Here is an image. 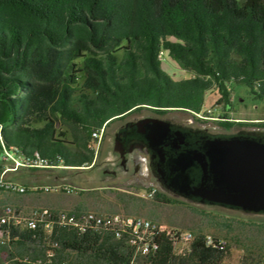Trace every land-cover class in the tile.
Instances as JSON below:
<instances>
[{
    "label": "trees",
    "instance_id": "1",
    "mask_svg": "<svg viewBox=\"0 0 264 264\" xmlns=\"http://www.w3.org/2000/svg\"><path fill=\"white\" fill-rule=\"evenodd\" d=\"M161 51L191 76L171 78L161 68ZM232 84L247 86L253 100L264 102V0H0V155L37 151L63 168L93 166V129L143 108L193 114L204 107L208 90L229 110ZM219 119L224 128L264 129V117ZM150 198L183 202L159 189ZM50 210L35 229L0 227L9 237L0 242V264L67 258L82 264H129L133 258L136 264H264V223L256 229L263 237L231 241L209 234L210 245L207 233L194 231L184 254L159 235L156 249L137 255L126 232H80L59 224L58 210Z\"/></svg>",
    "mask_w": 264,
    "mask_h": 264
},
{
    "label": "rangeland",
    "instance_id": "2",
    "mask_svg": "<svg viewBox=\"0 0 264 264\" xmlns=\"http://www.w3.org/2000/svg\"><path fill=\"white\" fill-rule=\"evenodd\" d=\"M80 67V63H77L74 69ZM161 68L174 80L186 79L191 76L167 52H164ZM77 73L83 74V72ZM217 98L216 92L206 91L204 107L214 108L215 113L219 112L229 120L248 121V118L263 117L264 115V102L253 100L249 88L245 85H231L229 110H226L223 103L217 104ZM149 113V110L142 109L134 111L125 119ZM164 117H173L189 123L207 126L212 132H234L239 128L238 124H234L231 128L226 129L219 123L220 119H200L182 110H173L164 114ZM125 119L111 121L106 126L93 166L40 168L36 170L23 167L7 171L3 175L5 179L15 180L25 185L69 184L77 189L75 192L67 193L56 190L52 192L27 191L17 193L0 189V207L4 204H10L21 212L41 207V210L79 209L81 212L91 211L100 214L123 213L155 219L183 229V231L187 230L193 233L194 231H202L218 237H225L231 241L235 237L243 238L256 234L258 237H263V234L258 233L256 229L257 225L264 223V214L247 213L239 209L191 202L184 199H180L183 202L156 203L150 197L145 196V193L148 191V187L160 188L148 176H140V171L132 173L131 170V173L126 177L113 178L104 175L103 166L100 162L104 156L106 158L114 157V132L118 124ZM34 124L39 125L41 121L35 120ZM241 128L253 129L244 125ZM0 165H2L0 168L1 175L2 170L10 165V162L3 158L2 154L0 155ZM140 167L143 169L142 166ZM128 200H132V202L129 203ZM4 240L7 241V239ZM233 249L239 252L238 248L233 247ZM2 256L5 257V254Z\"/></svg>",
    "mask_w": 264,
    "mask_h": 264
},
{
    "label": "water",
    "instance_id": "3",
    "mask_svg": "<svg viewBox=\"0 0 264 264\" xmlns=\"http://www.w3.org/2000/svg\"><path fill=\"white\" fill-rule=\"evenodd\" d=\"M138 125L147 128L144 139L158 154L159 170L169 179L188 181L186 200L264 214V130L179 128L174 135L166 119L148 117ZM113 149L124 154L119 140Z\"/></svg>",
    "mask_w": 264,
    "mask_h": 264
},
{
    "label": "built area",
    "instance_id": "4",
    "mask_svg": "<svg viewBox=\"0 0 264 264\" xmlns=\"http://www.w3.org/2000/svg\"><path fill=\"white\" fill-rule=\"evenodd\" d=\"M164 52L161 51L160 58L163 59ZM193 115L200 119H212L217 120L220 118L221 114L219 112L215 113V109L212 107L205 108L197 112H193ZM105 124L100 128H95L91 132V137L97 146V153L102 142L103 134L105 132ZM8 150L5 149L2 153L3 158L10 162V165L2 170L0 175V184H8L14 186H20L24 188L25 186H39L41 189H45L46 192H52L56 190H62L67 193L75 192V187L69 184L63 185H42L33 184L25 185L15 180L5 179L4 174L10 170H17L19 168H55L61 167L60 165L50 164L42 165V156L37 151L32 152V157H22L18 149ZM155 187H152L145 193V196H152L155 192ZM51 214V210H41V207L33 208L27 212H21L16 209L13 205L4 204L0 207V227L4 224L11 225L19 229H35L39 226L42 219ZM59 224H71L74 225L80 232H84L89 227H93L95 230L100 228H110L114 231L116 237H120L123 232L128 234V242L134 246V252L137 255H144L149 253L151 250L157 248V243L154 238L159 235H164L172 240L173 250L176 254H184L189 251L192 241L194 239V233L191 232V236H184L183 229H179L170 226L166 223L157 221L155 219L134 216L123 213H107L100 214L96 212H81L77 213L73 209L69 210H58L55 214ZM43 227L45 230H50V224L44 223ZM4 239H9V237H4L2 231L0 230V242L5 241ZM214 239L211 235H207L206 244H213ZM219 243H223L224 240L219 238ZM56 243H53L54 247H57ZM55 252L52 249L47 250L48 256H54ZM57 264H82L78 261H73L69 258L62 259L58 261ZM129 264H136L134 258Z\"/></svg>",
    "mask_w": 264,
    "mask_h": 264
},
{
    "label": "flooded vegetation",
    "instance_id": "5",
    "mask_svg": "<svg viewBox=\"0 0 264 264\" xmlns=\"http://www.w3.org/2000/svg\"><path fill=\"white\" fill-rule=\"evenodd\" d=\"M149 111H150L149 114H145L142 116H133L130 119H125L126 116L134 112L131 111L122 118L116 119V121L123 119L125 120L122 121L120 124H118V126L116 127L113 137V146L115 140H119L121 143V149H123L124 154L121 155L119 151L113 149L114 151L113 158H106L104 156L103 160L100 162L103 166L102 172L104 175L108 177L116 178V177L128 176L131 173V170L132 173L133 172L137 173V171H140V176L146 175L149 178H151L160 188L159 190H163L167 195L174 197L176 199L186 200L187 198L184 197L190 196V188L188 187V181L186 180V178L183 180L184 177L179 179L180 181L179 180L176 181L174 178L169 179L167 177V174H165V172L162 173L159 170L160 167L157 164L159 160L158 154L155 148L150 144V142L144 139L145 134L148 132L147 128L144 127V125H138V123L141 122L142 119L148 117L166 119L173 125L171 133H173L174 135L177 134L179 128H189L192 130L205 129L209 133H220V132H212L209 130L207 126H201L199 124L189 123L181 119H177L173 117H164V114L171 112L173 110L167 111L163 114L155 113L152 110ZM242 125L243 124L239 123L238 124L239 128L234 132H237L238 130L241 129H246V128H241ZM251 131H258V130H251ZM140 166H142L143 169ZM155 189L157 188L155 187Z\"/></svg>",
    "mask_w": 264,
    "mask_h": 264
},
{
    "label": "bare ground",
    "instance_id": "6",
    "mask_svg": "<svg viewBox=\"0 0 264 264\" xmlns=\"http://www.w3.org/2000/svg\"><path fill=\"white\" fill-rule=\"evenodd\" d=\"M95 148L97 149V146H95ZM22 157H32V155H29V154L28 155H22ZM49 163L50 162L47 161V159L42 158V165H50ZM0 188L4 189V190L14 191V192H17V193H24V192H27V191H44V192H46L45 189H41V188H39V186H25L24 188H22L20 186H14V185H8V184H0ZM183 235L184 236H191V231L185 230L183 232Z\"/></svg>",
    "mask_w": 264,
    "mask_h": 264
},
{
    "label": "crops",
    "instance_id": "7",
    "mask_svg": "<svg viewBox=\"0 0 264 264\" xmlns=\"http://www.w3.org/2000/svg\"><path fill=\"white\" fill-rule=\"evenodd\" d=\"M264 117V115H263ZM261 117H254V118H248L249 120L248 121H256V120H259ZM244 120V119H242Z\"/></svg>",
    "mask_w": 264,
    "mask_h": 264
}]
</instances>
